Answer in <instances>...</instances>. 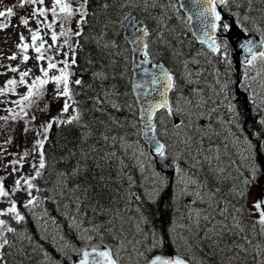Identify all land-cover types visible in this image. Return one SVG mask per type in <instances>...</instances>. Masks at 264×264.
I'll use <instances>...</instances> for the list:
<instances>
[{"label": "snow or ice", "instance_id": "6c2138e0", "mask_svg": "<svg viewBox=\"0 0 264 264\" xmlns=\"http://www.w3.org/2000/svg\"><path fill=\"white\" fill-rule=\"evenodd\" d=\"M43 2L44 0H20V7L23 8L25 3L36 5L37 3L43 4ZM88 2L89 0H78V6L73 8L69 0H53L50 11L54 20L53 22L46 23V27L51 30L50 38L52 44L48 45L46 41L43 40L39 29L35 31L29 29L31 33V46L37 53L36 59L38 62L45 60V53L49 52L54 45H57V41L60 37H64L63 45H58V47L67 45L69 50L73 52L71 64L76 63L74 58L75 50L69 43V39L73 35H82V26L87 23L86 17L89 14L87 11ZM193 2L200 7V11L197 15L200 18L204 37L201 39V43H206L213 54L223 55L225 60H227V46L222 45V43H217L215 33L218 28H223L224 30L229 29L228 24L217 23L222 21L221 13L217 11V5L227 6L229 0H193ZM246 2L248 7L251 8L253 0H246ZM262 2H264V0H262ZM111 6L112 5H110L107 0L101 5L103 9H108ZM128 6H142L144 12L150 13V10L162 9L163 7L173 5H171V3L162 5L161 0H123L119 5L121 8ZM48 11L49 9L43 7L39 9L34 8L32 15L33 17H46ZM12 14L13 10L11 8L7 9V15L11 16ZM77 14L80 16L79 21H77L78 29L75 32L70 28L66 29L65 24L69 23ZM5 15V12L0 11V17ZM152 18L157 19V17ZM249 18L248 15L244 16V20H248ZM191 19L192 17L189 16V20ZM57 20L61 26L59 33L52 30L53 23ZM123 20L127 21L133 30L131 42L138 46V50L142 51V63H148L151 55L149 51L150 44L148 42V37L150 36L148 27H137L138 21L127 14L123 17ZM20 23L27 27L29 20L25 17H21ZM40 23H42V21L37 19V24L39 25ZM159 23L162 24L163 20H159ZM7 26L6 24H0V29ZM20 41L21 43L17 45V48L23 52H27L29 44L24 42L25 37L22 33L20 34ZM38 41L39 44H37ZM154 43H165L163 32L158 30L157 40L154 41ZM260 46H264V39L260 41ZM103 47H116V45L115 42H112L111 45L104 44ZM222 47L223 52L221 51ZM243 47L245 51L250 54V58L246 57L243 61L245 66V77L248 78L247 74L249 68L255 67L257 61L264 64V50L254 51L257 45L252 41H248ZM63 54L65 57L68 56V52H64ZM173 55L179 58L181 53L174 52ZM9 59H16V55L10 56ZM28 59L29 57L27 55L23 56L24 62H27ZM47 61V68L39 66V71L42 75L35 77L31 84H27L26 94L21 96L19 100L13 102L20 107V112L11 115V117H0V119L7 121L9 118L12 120L17 119L20 113L27 115L25 108L37 102L39 97L43 95L44 86L49 83V80L56 85L53 98L58 99L60 96L66 98L60 115L63 116L68 113L69 107L73 109V114L69 115L67 119H61L59 117L53 118L52 121L42 126V131L38 132V135L44 136V139H37L34 145L36 149L40 150L39 166L36 167V165H33L35 176L22 177L23 183L27 187L28 195L31 197V190L34 187L32 181L36 177H40L42 170L46 167L43 147L45 139L47 138L46 134L55 122L59 125H75L78 128L85 129L79 137V159L76 160L75 165L68 173L59 174L64 188L74 196L73 202L76 204L77 214H80L82 206L91 208L94 214L99 215H106L113 211L111 208H105L101 203L104 194L108 193L107 182L111 179L108 169L111 167L113 161H119L120 164L116 172L120 181V186L123 187L124 181H127V189L122 195H119V199L125 201L126 209L130 210L131 205L144 199L145 195L151 199L152 194L157 192L159 188L164 185L165 178L159 173H154L151 177H144V180H150L151 191L146 189L143 195L134 192L132 189L136 182L131 175L125 172L129 165L125 164L123 157L118 156L117 153V147H119L123 149V155L127 156L129 150L133 148V145L127 141L126 136H121L118 133L115 135L112 134L114 130L112 125L118 127L121 125L118 121L109 118L107 121H99L101 128L105 129L104 131H94L90 125L83 123V113L78 106V102L73 99L72 91L69 87V77L72 75L69 71V61L67 59L59 61V63L63 64V67L59 68L57 62H54L51 55L47 56ZM89 63H91V61H89ZM189 63L190 62L187 60L183 61L185 72L181 79L188 84H199L201 72H193L188 66ZM191 63L199 62L193 59ZM152 67L158 69V72L152 74L149 83L153 91L159 92L160 98L149 102L147 107L143 109L144 128L141 129L138 134H142L147 138V143L153 147L155 156L159 157L161 161H168L170 156V145L162 143L156 137L157 126L155 121L157 112L161 109L164 110L165 116L163 119L173 116L181 117L180 121L173 125V128L177 130L176 135L178 137H180L181 131L183 132V136L178 139L177 152L171 157L172 164L168 166L174 167L177 186L180 189L181 196H192L191 205H197L198 203L206 205V207L203 208H192L189 206L190 211L186 217L188 221L186 230L189 234L194 232L196 243L195 245L193 244V236L189 235L184 238V247L191 250L194 246L199 248L202 244L206 245L214 257H219V264H264V210H261L262 205H264V196L254 201L252 205L254 211L248 214H245V208L240 204L241 200L247 199L251 185L258 178L259 169H257L255 164L250 166L246 165V162L250 159V155L246 156L243 152L237 153L242 157L238 165L237 161L233 159V155L230 152V145L226 138L222 144L217 143L220 134L214 130L211 121L213 114L218 111V108L208 107L210 102L215 104V101H211V98L205 99L202 89L193 88L191 89L192 97H185L181 94L174 107L173 103L169 100V93L178 89L177 79L174 77L173 73L167 70L162 64L154 63ZM52 69H56L59 75L49 77V71ZM8 70L12 72L19 71L17 68H12L10 66ZM30 72L31 69L19 72V84H26L25 78L29 76ZM145 72L147 73V69H145ZM93 75L94 79L100 80L102 83L107 79V75L104 72H97ZM261 76H264V72L257 71L256 76L251 77V79L256 80ZM193 77H195V79ZM17 83L15 79L7 80L5 86L0 88V95H5L9 92L14 93ZM74 83L76 85H81L83 81L77 79ZM157 86L159 87L157 88ZM224 87H227V85ZM260 87L264 89V79L260 80ZM144 88L145 85L142 83H137L135 85V89L143 90ZM143 94L147 96L149 93L144 91ZM113 95H116L114 89L105 90L102 88L100 94L93 97L95 111L104 113L106 111L104 108L105 103H108L111 108L119 110L120 106L114 100L109 99V97ZM197 97L199 98L197 99ZM69 101H72L71 105ZM229 110H232L231 106H229ZM205 118L208 120L206 126L202 122ZM31 119L35 120L36 117L33 116ZM197 121H201V123L197 124ZM261 123H264V121H261ZM132 127L135 128L136 125L133 124ZM24 131L27 133L29 129L26 127ZM93 135H98L96 143L101 144L102 142V146L98 148L94 144L85 151L84 145L88 138ZM163 135H168L167 129H165ZM179 145H182V147H179ZM250 150L251 145L249 144L248 147L244 149V152L250 153ZM27 155L28 153H24V156ZM146 155L147 154L143 150H140L139 152L133 151L131 156V159L137 161L136 167L140 168L142 173L147 170L148 167L141 159ZM24 156L20 158L21 161L24 159ZM75 156H77V153L70 150L69 157ZM181 161H183L186 167L182 166ZM19 162L20 161L17 160L11 162L14 171L16 170L15 165ZM245 167H247L250 173L249 176H244V173L241 171V168ZM233 168H235L239 175H233ZM89 173L94 174L89 176ZM66 177H88L90 184H77L73 188H68ZM93 180L95 183H91ZM237 180L240 181L239 184L236 183ZM229 181L232 182L230 185ZM21 186V179H17L15 181V188L12 189V191H19ZM140 186L144 187V184L141 183ZM225 186H227L226 190ZM77 193H82V195H76ZM61 195H64L63 190L61 191ZM8 196L9 191L5 190L3 182L0 181V197ZM109 199H114L110 193ZM36 203V199L32 197L27 200L24 207L35 206ZM135 210L141 212L138 203ZM9 214H11L12 218L17 222H21L25 219V217L17 211L15 201H11L10 207L7 209L0 211V216ZM251 217L255 218L253 219ZM70 219L73 221L71 226L76 230H80L83 221L78 220V215L72 216ZM123 219L124 217L121 215L120 209L117 208L115 209V215L112 219L105 223L92 224L90 228H83L82 231L85 235L79 237V239L85 241L86 246L71 247V251L78 255V260L75 264H122V257L120 256L121 250L129 251L130 255L132 252H135L137 257H142L144 259L145 264H193L194 258L187 254H182L179 250L170 256L162 254H155L151 257L147 256V252L160 246V241L156 238L155 233H152V244L149 247H145L144 251H140L137 247V245L142 244L141 240H129L127 236H125L127 244H125L124 241H118V246L116 248L107 244L100 245L90 243L94 239L92 233H95L102 240L105 233L111 234L116 230L114 221H123ZM141 223H147L143 213H141L140 222L137 223L135 227L146 239L147 234L143 233V229L140 228ZM15 232V228L9 227L4 219H0V264H8L5 250L9 247H14L5 233ZM120 232H124L123 223L120 225ZM53 240H55V237H53ZM127 245H131V249H129ZM63 247L67 255L69 246L63 245ZM195 264H205V261L201 258L199 261L195 262Z\"/></svg>", "mask_w": 264, "mask_h": 264}, {"label": "trees", "instance_id": "16d2710c", "mask_svg": "<svg viewBox=\"0 0 264 264\" xmlns=\"http://www.w3.org/2000/svg\"><path fill=\"white\" fill-rule=\"evenodd\" d=\"M104 2L105 0H89L87 5V11L89 14L86 17L87 23L82 26V35L77 36V39H75L76 42L72 40V45H75L74 58L76 63L71 64L73 57L71 60H68L70 64L69 71L72 73L69 77V87L72 91L73 99L78 102V106L83 113V123L90 125L94 131H104L105 129L101 128L99 121H107L109 118L118 121L121 126L118 127L112 125L114 129L112 132L113 135L118 133L121 136H126L129 143L137 141L142 143L145 149L148 150L147 145L142 141L140 134H138L140 133V122L138 118V108L131 89V57H129L127 42L122 35V25L120 22L121 17L130 7H119L123 0H107L112 6L108 9H103L101 5ZM161 2L162 5L165 4L163 0H161ZM0 3L8 7V9L11 8L13 14L17 13L21 15L23 13L24 7H20V0H0ZM256 3L257 2H255V4ZM246 6V0H229L228 5L225 6V13L226 15H229L230 11L234 13L233 10L235 8L239 10L244 9ZM134 10L136 13H141L136 8H134ZM151 11L153 14L156 13L162 15L160 18V20H163L162 24L159 23V21L156 22V24H153L152 19H149L147 16L144 17L150 27V42L155 38L157 39L158 30L163 32L165 43H158L155 55L156 58L165 61L168 66H170L174 77L177 79L178 89L173 91V98H175V93L177 91H181L185 94L191 92V89L194 87H199L204 91V85L202 83L188 84L181 79L184 67L183 61L187 60L191 63L192 57L195 55L194 52H198L200 50L199 47L201 46L193 38L187 23L183 22V13L178 8L175 11L174 6H169L167 10L163 11V13L159 12L158 9ZM179 14L181 15V18L179 17ZM222 23L228 24L227 17L223 19ZM245 28L247 30L256 31L251 22H247ZM219 30L221 33L227 31L223 28H220ZM112 42H115L116 47H103L104 44L111 45ZM229 47L230 46H227V49H229ZM174 52L181 53L180 57L177 58L173 55ZM213 59L219 70L218 72L221 79L227 84L228 89L232 90V88H234L236 77L235 71L226 64L220 54H218V57H213ZM89 61H91V63H89ZM97 72H104L107 75V79L103 81V83L100 80L94 79L93 74ZM77 79H81L83 83L81 85H76L74 81ZM211 80L214 82V87L218 88L220 86L219 83H216L214 75ZM102 88L105 90H115L116 95L110 96L109 99L114 100L120 106L119 110L113 109L108 103H105L104 108L106 111L104 113L95 111L93 97L100 94ZM48 94L51 93L47 84L44 86L43 95L39 97L37 102L30 107L25 108L27 115L20 113V116L29 119V115H32L34 112L33 108H38V110H44L45 116L48 117L50 115H46V112L49 111V108H47V102L49 101L47 98ZM211 94L212 93L207 94V92H205V96L208 98H211L209 97ZM53 96L51 95L52 98ZM215 98L217 99L218 96H215ZM43 101L45 104L42 103ZM54 102L56 103L55 99L53 100V103ZM69 102L72 104V101ZM237 104L240 108V114L239 117L234 116V118L240 123L242 132L244 134L246 132L249 137L252 136L251 138L255 139L256 144L257 142H261L262 145V147L253 152L254 155L252 154L253 157L250 158L249 161L251 164H255L257 169H259L260 175L264 174V123L261 124V119H259L260 110L250 103L245 104L242 101H237ZM17 108V112H14L11 109V111L0 112V117H11V115L19 113L20 107L18 105ZM20 116L15 120H12L11 118L7 121L0 119V129L4 132L8 131L11 137H17V135H15L17 130L13 131V128H20ZM164 116V111H161L156 117L157 133L162 139H165L163 135L165 126L170 125L172 122V117L163 119ZM49 118V121H52L53 118L56 117ZM257 120L258 122H256ZM27 124L28 122L25 120L23 126H26ZM133 124L136 125L135 128L132 127ZM213 125L216 127L215 131L220 134V137L224 134L226 136L227 131H225L226 133L224 132V127L220 121L215 122V124L213 123ZM231 125L237 127L236 123H231ZM260 126H262V128ZM225 129H228V127H225ZM84 131L85 129L78 128L75 125H59L54 122L51 129H49L46 134L47 138L45 139L43 147L46 167L42 170L41 176L36 177L32 181L34 185L32 190L36 192L41 199L46 200L47 208L56 215L55 218L60 222L63 231H70L69 234L71 235V238L77 242V246L80 245L81 242L79 241L77 231L71 228L68 221V217L66 216L68 210L63 203V199L65 197L71 198L73 208L76 207V204L73 202L74 196L64 188L59 174L68 173L75 165L76 160L79 159V137ZM220 137L217 140V143L222 142ZM97 139L98 135L89 137L84 145V150L87 151L89 147L94 144L96 147L101 148L102 142L101 144H97ZM227 141L231 146L233 159H235L239 165L241 157L235 153L234 147L230 144L229 139H227ZM70 150L76 152L77 156L69 157ZM117 153L118 156L123 157L124 163L129 165L125 170L126 174L131 175L136 182L132 190L139 195H143L142 187L140 186V171L139 168L136 167L137 162L131 159L132 155L129 152L127 156H124L122 148L117 147ZM0 167H2V165H0ZM119 167V161H113L111 167L108 169V173L111 175V179L107 182L108 193L104 194L103 200L101 201L105 208H111L112 210L126 207L125 201L119 199V195L124 193L128 185L127 181H124L123 187L120 186V181L116 175ZM232 171L233 175H239L235 168H233ZM93 174L94 173H89V176ZM66 180L69 185L68 188H73L77 184H90L88 177H66ZM91 183H95V181L93 180ZM230 183L231 181H229V185ZM236 183L239 184L240 181L237 180ZM62 190L64 191V195H61ZM161 191L162 192L159 196L153 201H151V199H146L144 196V199L137 202L142 213L146 217V229L155 233L156 238L160 241V246L158 248L152 249L150 252L146 253L149 257L155 254H173L177 251L176 245L173 241V233L171 231L172 223L176 215L175 203L171 193L166 192L165 188ZM109 193L114 199H109ZM76 195H82V193H77ZM14 200L17 203L18 212L23 215L25 219L21 222H17L12 218L11 214L3 216V219L8 223V226L16 229L15 233H5L8 236L10 243L14 245V247H9L5 250L8 264H40L41 261H46L45 258H47V256L45 252H47L51 258H61L65 264H69L72 251H67L66 255L63 248L59 246V239L53 240L50 238L51 236L47 237L43 235L30 211L22 205L17 197H14ZM137 203H133L132 206H137ZM240 204L243 205L248 213H250V209H248L243 203V200L240 201ZM136 214L140 216V212L136 211ZM78 216L82 218L87 226L105 223L109 220L108 213L106 215L94 214L91 208L85 206L81 207V212ZM251 218L254 219L255 217ZM112 241L113 238L111 234L105 233V238L102 240L95 239L90 243H110ZM151 244L152 236L145 239V241L142 242L141 247L144 250L145 247H149ZM215 259L216 258H213V260ZM216 261L219 264V259Z\"/></svg>", "mask_w": 264, "mask_h": 264}, {"label": "rangeland", "instance_id": "374dc122", "mask_svg": "<svg viewBox=\"0 0 264 264\" xmlns=\"http://www.w3.org/2000/svg\"><path fill=\"white\" fill-rule=\"evenodd\" d=\"M73 8H76L78 6V0H70L69 1ZM255 2H257L255 4ZM53 0H44L43 4L37 3L36 5H32L30 3H25L23 13L21 15L18 14H12L11 16L7 15V9L4 4L0 3V11H3L6 13L5 16L0 17V24H6L8 25L5 28L0 29V88H3L5 86V83L9 79H15L17 80V85L15 86V92H9L5 95H0V110H6L9 109L13 111H18L17 104L13 103L17 99H19L23 94L27 92V84H31L32 80L35 79L37 76H41V72L39 71V66H42L44 68H47V56L51 55L53 57L54 62H57L58 68L63 67V64L59 63V61H62L64 59L71 60L73 52L69 50L67 45H64L63 47H58V45H63L64 37H60L57 41V45H54L52 49L49 52L45 53V60L43 61H37V53L34 51V49L31 46V33L29 32V29H32L33 31L39 29L40 35L42 36L43 40L46 41L48 45L52 44L51 41V30H49L46 27V23L53 22L54 18L51 14V7H52ZM46 8L49 9L47 12L46 17H33V9H39V8ZM133 7V6H129ZM137 7V6H136ZM139 10L144 14V16H147L149 19L153 20V24H156L161 18L162 15L153 14V12L150 10V13H146L143 11L142 6L138 7ZM168 7H163L162 9H158L159 12L163 13L164 10H167ZM157 10V9H156ZM248 15L250 18L248 20H244V16ZM25 17L29 20V24L27 27L23 26L20 23V18ZM152 17H157V19H153ZM181 18V16H179ZM37 19L42 21L39 25L37 24ZM80 16L77 14L73 17V19L65 24V28H70L73 32H75L78 29L77 21H79ZM237 21L241 25H245L247 22L253 23L255 25V28L260 30L264 35V2L262 0H253V4L251 8L246 6L243 10L239 11L237 15ZM183 22L185 23L186 20L183 19ZM57 33L60 32L61 26L59 21L57 20L55 23H53V29ZM23 34L25 37V43L29 44V48L27 52H23L20 49L17 48V45L21 43L20 41V34ZM75 36H71L69 39V43L72 45V40H74ZM157 39L155 38L150 42L152 52L156 53L157 51V45L158 43H154ZM39 44V41L37 42ZM200 50L197 52H194V56L192 57L199 63H189V68L192 69L193 72H201L200 75V83L204 85V92L203 95L205 99H209L207 96H205V92L212 93L213 96H211V101L216 102L215 105L211 103V107H217L218 111L213 114L212 116V127L215 130V122L220 121L224 127V132L227 131V134H225L220 137V140L222 139L221 144L223 143L224 139H229L230 144L234 147L235 153L243 152L244 155H250V158H252V154L255 150L262 147L261 142H257L255 139L249 137L246 132L245 134L241 130L240 123L238 120L234 118V115L236 117H239L240 114V108L238 107L237 101H246L249 103H253L256 107L260 110L261 118L264 119V89L260 87V80L264 79V76L258 77L256 80H252L251 77L256 76L257 71L264 72V64H262L260 61L256 62L255 67L248 69V78L245 77V67L241 70V76L239 82L236 84L237 89L234 88L230 91L227 87H224L227 85L223 79H221L219 75V70L215 65V61L213 59L212 53L207 50L206 48L199 47ZM64 52H68V56H64ZM16 55V59L10 60L9 57L12 55ZM206 54V55H205ZM27 55L29 57L27 62L23 61V56ZM214 57H218V54H215ZM224 57V56H223ZM226 63L229 67H232L233 70L237 71V64L235 59L233 58V51L230 52L227 51V60ZM17 68L19 71L12 72L9 71L8 68ZM31 69V72L28 77L25 78L26 84L21 85L19 84V72L27 71ZM185 70L183 67L182 73L184 74ZM53 75H59V72L56 69H52L49 71V77ZM214 75L216 79V83H219L220 86L218 88L214 87V82L211 80L212 76ZM195 79V77H193ZM206 86V87H205ZM49 91L51 94L47 95L48 102L47 105L49 108L48 112H46V115L49 116L46 117L44 114V110H38V108H33L34 112L32 115H29L30 118L26 119L24 116H20V122L19 127L20 128H13V131L15 132V135L17 137H11L9 135V132H4L2 129H0V181L3 182V185L5 187L6 191H9L8 197H0V209L1 211L7 209L10 207V202L15 201L14 197H17L22 205L24 206L27 203V200L34 197L37 201L35 206H29L25 207L29 211H31L34 219L38 222V225L40 229L42 230L43 234L47 237L49 235L53 238L55 237V240L59 239L58 243L61 248H63L64 252L65 249L63 245H68L67 251L71 250L72 246H76L77 242L71 238V235L69 234L70 231L66 230V232L63 231L60 222L57 221L55 218L56 215H54L49 208H47L46 200L41 199L37 193H34V191L31 190V197L28 195V190L26 185L23 183L22 177H32L35 176V169L33 168V165H36V167L39 166V151L34 147L35 141L37 139H44L43 135H38V132L42 131V126L46 125L49 121V117H59L67 119V117L71 114H73V109L69 107L68 113L64 114L63 116L60 115L62 106L66 100L65 97L60 96L58 99H55L56 103H53L54 98L51 97V95H54V90L56 88V85L54 82L49 80L48 83ZM199 88V87H194ZM201 89V88H199ZM217 89V90H216ZM209 93V94H210ZM183 94L185 97H192L191 92L187 93H181V91H178L176 94V99ZM191 96V97H190ZM215 96H218L216 99ZM54 97V96H53ZM199 97H197L198 99ZM43 104L44 101L42 102ZM53 103V104H52ZM70 104V102H69ZM222 104V105H221ZM231 105L232 110H229V106ZM71 105V104H70ZM220 105V106H219ZM223 105H225L223 107ZM227 105V106H226ZM210 106V105H209ZM209 107V108H211ZM222 107V108H221ZM239 111H238V110ZM230 111L228 114L227 112ZM238 111V113H237ZM236 113V114H235ZM233 114V115H232ZM229 115V116H227ZM35 116L36 119L32 120L31 117ZM231 116V117H230ZM226 117V118H225ZM232 118V119H231ZM180 116H173L172 122L170 125H166L168 127V135L166 136L167 144L170 145L169 147V160L168 161H161L159 157L155 156L153 153H151L149 150H146L145 147L142 145V143H137V141H133L131 144L133 145V148L129 150V153L132 155L133 151L139 152L140 150H143L146 154L145 157H142L144 164L147 167V170H145L143 173L141 172L140 168V181L144 184V187H142L143 194L145 193V190L151 191V183L150 180L146 181L144 180V177H151L154 173H159L165 178V183L163 186L159 188L157 192H154L152 194V198H155L158 196V194L161 192V190L165 187L166 192H171V194L174 196V201L176 202L175 206L177 207L176 217L174 219V225H173V239L177 245V250H179L182 254H187L190 257H193V263L199 261L201 258L204 259L205 264H218L216 260L219 259V257H214L213 254L209 251L206 245H200L199 248H196L195 246L189 250L184 247V238L192 235L193 236V244L195 245L196 241L194 238V232L192 234H189L186 230V226L188 225V221L186 219L188 212L190 211V207L192 208H203L206 207V205L197 204V205H191V201L193 199L190 195H184L181 196L180 189L177 186V180L174 172L173 166H168L172 164L171 157L176 154L177 152V146H178V139L183 136V132H180V137L176 135V131L173 128V125L178 123L180 121ZM262 119V121H264ZM27 120L28 124L26 126H23L24 121ZM227 120V121H226ZM203 124L206 126L208 123V120L205 118L203 121ZM1 123V120H0ZM201 123V121H197V124ZM231 123H236L237 127H234L231 125ZM28 128L29 131L25 133L24 129ZM225 127H228V129H225ZM12 131V132H13ZM221 132V131H219ZM226 133V132H225ZM238 138V139H237ZM10 141V142H8ZM235 142V143H234ZM251 145V150L249 152H244V149L248 147V145ZM179 147H182V145H179ZM230 152L231 146H230ZM24 153H28L27 156H24ZM24 156V159L21 161V157ZM240 156V155H239ZM241 157V156H240ZM242 159V157L240 158ZM13 160L20 161L15 165L16 170H13V166L11 162ZM137 162V161H136ZM182 166H185L183 161H181ZM253 164V163H252ZM251 162L248 160L246 162L247 166L252 165ZM241 171L244 173V176H249L250 173L245 168H242ZM263 174L258 173L257 180L251 185L250 192L247 197V199L243 200V203L248 207V200L251 197L252 192L258 188L259 186L264 185V179ZM17 179H21V189L19 191H12V189L15 188V181ZM232 183V182H231ZM230 183V184H231ZM69 187V186H68ZM225 186V190H226ZM146 199H149L145 195ZM63 203L65 204L67 208V214L66 216L69 218L70 225L73 224V221L70 219L72 216H77L76 213V207L73 208V205L71 203V198L65 197L63 199ZM17 206V203H16ZM136 207L135 205H131L130 210L124 208H119L121 211V215L124 217L123 221L115 220V231L111 233V236L113 238V241L111 242V247L116 248L118 246V241H124L125 244H127V241H125V236L129 240L136 239L141 240L142 242L145 241L144 235L140 234L135 227L137 223L140 222L141 219V213L140 216L136 214ZM249 209V207H248ZM18 211V206H17ZM250 212H252L250 210ZM245 214H248V212L245 209ZM109 220L113 218L115 215V210L108 213ZM144 215V214H143ZM145 217V216H144ZM78 220H82L81 217L78 216ZM83 221V220H82ZM123 223L124 226V232H120V225ZM92 226H87L83 222L81 225L80 230H76L78 233V236L81 237L85 235L83 233V228H90ZM71 228H73L71 226ZM140 228L143 229V233L147 234V238L152 236V232L148 231L146 228V223H141ZM74 229V228H73ZM56 231V232H55ZM94 236V239H101L99 236H97L95 233H92ZM115 237V238H114ZM62 238V239H61ZM105 238V234L103 236ZM146 238V239H147ZM80 242L84 243L85 241H82L79 239ZM129 249H131V245H127ZM137 247L140 249V251H144L141 245H137ZM202 249V251H201ZM45 258V262L40 264H65L61 258H51L47 252ZM120 256L122 257V264H144V259L142 257H137L135 252H132L131 255L129 251H120ZM213 256V257H212ZM59 257V256H58ZM213 258H216L213 260Z\"/></svg>", "mask_w": 264, "mask_h": 264}, {"label": "water", "instance_id": "95a60500", "mask_svg": "<svg viewBox=\"0 0 264 264\" xmlns=\"http://www.w3.org/2000/svg\"><path fill=\"white\" fill-rule=\"evenodd\" d=\"M179 3H180L181 9L187 15L188 19H189V16L192 17V19L189 20L191 32H192L193 36L196 38V40L201 43V39L204 37H203L202 25L200 22V18L197 15L198 12L200 11V7L197 4H195L193 2V0H179ZM221 6L222 5H217V8L222 10ZM126 14L129 15L130 17L134 18L136 21H138L137 27L146 26L145 21L142 19L138 20L136 18V15L133 12H128ZM220 22H217V23L220 24ZM230 22H231L232 31L235 34V36L231 40L232 46H233L234 51H235L234 56H239L243 61L245 60L246 57L247 58L250 57V54L247 53L243 47V45L247 44L248 41H252L254 44L257 45V47L254 49V51L264 50V46H260V41L263 39L261 36H259L256 33H253V32H244L243 30H241L238 27V25L235 23L233 16H231ZM121 23H122L123 28H124L123 29V35L128 40V42L130 43L131 49H132L131 66H132L133 74H132V79H131V87H132V91H133V94H134V97H135V100H136V103L138 106V117L140 120V128L143 129L144 128L143 109L147 107L149 102L153 101L154 99L160 98L159 92L153 91L152 86L149 83L151 80L152 74L157 73L158 69L152 67V64H154V62L152 61L151 57H149L148 63H142V60H143L142 51L138 50V46L131 42L132 35H133L132 28L129 26L127 21L123 20V17L121 18ZM209 31H211V30H209ZM215 35H216V37H218V35H219L218 29H217ZM217 43H218V41H217ZM204 44H206V43H204ZM155 63H159V64L164 65V67L170 71L168 66L163 61H159V62H155ZM145 69H147V73L145 72ZM137 83L144 84L145 88L143 90L135 89V85ZM158 87L159 86H157V88ZM144 91H147L149 94L147 96H145L143 94ZM169 100H170V93H169ZM150 135H151V133H150ZM156 137L163 143V141L160 139V137L157 135V133H156ZM141 138L148 145L150 151L154 152L153 147L147 143V138L144 137L142 134H141ZM262 196H264V190L263 189L259 188V189H255L253 191V194L249 200V206L251 207V209L253 211H254V209H253L252 205H253L254 201L260 199ZM261 210H264V205H262ZM94 244L104 245V243H101V242L94 243ZM84 246H86V245H83L80 247H84ZM89 250H90V248H89ZM165 256H167V255H165ZM77 260H78V255L76 253H73L70 264H75V262Z\"/></svg>", "mask_w": 264, "mask_h": 264}, {"label": "bare ground", "instance_id": "6f19581e", "mask_svg": "<svg viewBox=\"0 0 264 264\" xmlns=\"http://www.w3.org/2000/svg\"><path fill=\"white\" fill-rule=\"evenodd\" d=\"M203 92H204V91H203ZM206 92H207V90H206ZM209 93H210V92H209ZM207 94H208V92H207ZM211 96H213V95L211 94ZM211 96L209 95V97H211ZM187 97H188V96H187ZM190 97H191V96H190ZM204 98H205V97H204ZM214 100H215V99H214ZM214 100H213V101H214ZM216 102H217V101H216ZM216 104H217V103H216ZM209 105H210V106H209ZM209 105H208V107H211V103H210ZM213 105H215V104H213ZM221 105H222V104H221ZM219 106H220V105H219ZM224 106H225V105H223V107H224ZM226 106H227V105H226ZM228 106H229V104H228ZM230 106H231V105H230ZM212 107H213V106H212ZM231 107H232V106H231ZM221 108H222V107H221ZM224 108H225V107H224ZM232 108H234V107H232ZM232 108H231V109H232ZM237 110H238V109H237ZM238 111H239V110H238ZM238 111H237V113H238ZM229 112H230V111H228L227 113L230 114L231 112H230V113H229ZM235 114H236V113H235ZM232 115H233V114H232ZM227 116H229V115H227ZM234 116H235V115H234ZM257 116H258V114H257ZM230 117H231V116H230ZM255 117H256V115H255ZM225 118H226V117H225ZM253 118H254V116H253ZM256 118H257V117H256ZM256 118H255V120H256ZM257 119H258V118H257ZM259 119H260V118H259ZM262 119H263V118H262ZM247 120H248V119H247ZM263 120H264V119H263ZM249 122H250V121H249ZM256 122H258V120H257ZM249 124H250V123H249ZM258 124H259V123H258ZM261 124H262V123H261ZM261 124H260V125H261ZM251 126H252V125H251ZM252 127H253V126H252ZM255 127H256V126H255ZM260 127L262 128V126H260ZM258 128H259V127H258ZM165 129H168V127L165 126ZM253 130H254V129H253ZM255 130H256V128H255ZM167 132H168V131H167ZM255 153H256V152H255ZM147 155H148V154H147ZM253 155H254V154H253ZM251 156H252V155H251ZM252 157H253V156H252ZM70 185H71V184H70ZM67 186H69L68 183H67ZM71 188H72V187H71ZM164 188H165V187H164ZM226 188H227V187H226ZM54 202H55V201H54ZM55 232H56V231H55ZM23 250H24V249H23ZM41 263H43V261H41Z\"/></svg>", "mask_w": 264, "mask_h": 264}]
</instances>
